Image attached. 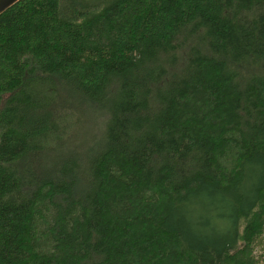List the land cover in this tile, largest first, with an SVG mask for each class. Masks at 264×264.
<instances>
[{
  "label": "trees",
  "instance_id": "16d2710c",
  "mask_svg": "<svg viewBox=\"0 0 264 264\" xmlns=\"http://www.w3.org/2000/svg\"><path fill=\"white\" fill-rule=\"evenodd\" d=\"M264 0H21L0 16V264H264Z\"/></svg>",
  "mask_w": 264,
  "mask_h": 264
},
{
  "label": "water",
  "instance_id": "95a60500",
  "mask_svg": "<svg viewBox=\"0 0 264 264\" xmlns=\"http://www.w3.org/2000/svg\"><path fill=\"white\" fill-rule=\"evenodd\" d=\"M21 0H0V16Z\"/></svg>",
  "mask_w": 264,
  "mask_h": 264
},
{
  "label": "rangeland",
  "instance_id": "374dc122",
  "mask_svg": "<svg viewBox=\"0 0 264 264\" xmlns=\"http://www.w3.org/2000/svg\"><path fill=\"white\" fill-rule=\"evenodd\" d=\"M263 242H264V237H263ZM264 254V243L262 246H260L258 243L256 244V251H255V255L257 257H260Z\"/></svg>",
  "mask_w": 264,
  "mask_h": 264
}]
</instances>
